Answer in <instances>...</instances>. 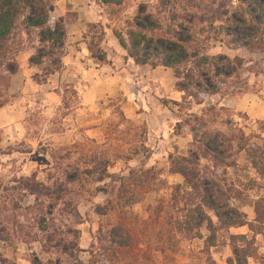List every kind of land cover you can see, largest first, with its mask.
Wrapping results in <instances>:
<instances>
[{"label": "rangeland", "instance_id": "obj_1", "mask_svg": "<svg viewBox=\"0 0 264 264\" xmlns=\"http://www.w3.org/2000/svg\"><path fill=\"white\" fill-rule=\"evenodd\" d=\"M45 1L47 25L65 32L60 68L30 64L40 39L19 25L6 57L15 72H0V264H226L247 243L248 264H264V49L206 43L232 74L187 97L172 69L127 60L115 36L160 0ZM206 147L225 163L202 158ZM193 153L213 199L246 223L216 229L211 247L206 226L186 232L199 194L172 172ZM32 177L35 195L22 183ZM117 227L131 246L111 256Z\"/></svg>", "mask_w": 264, "mask_h": 264}, {"label": "trees", "instance_id": "obj_2", "mask_svg": "<svg viewBox=\"0 0 264 264\" xmlns=\"http://www.w3.org/2000/svg\"><path fill=\"white\" fill-rule=\"evenodd\" d=\"M104 3L120 4V0H102ZM209 3L206 12L202 6ZM45 0H0V72L13 74L14 68L6 63L10 53L9 41L16 28L21 25L28 33L37 32L40 52L30 59V64L39 66L48 61L47 70L52 74L60 68V53L64 45L65 32L62 27H49L48 8ZM156 14L139 10L134 22L128 24L126 35L115 32L119 45L125 51V58L139 66L172 69L177 78L176 88L187 97L216 90L217 83L232 74V62L222 56L210 57L204 51L205 44L213 41L236 45L254 52L264 49V0H160ZM205 7V6H204ZM170 15V21L160 18L162 12ZM174 18V19H173ZM212 34V37L208 35ZM212 38V39H211ZM93 58L103 61L104 56L94 45L90 47ZM233 67V66H232ZM3 78L0 77V83ZM6 103L0 94V108ZM211 155L213 162L224 164L216 151L206 147L205 156ZM200 155L193 153L171 161L172 172L180 175L193 193L199 194V202L189 208L186 214V232H197L204 226L211 232L207 239L209 247L214 245L217 230H229L245 226L237 215L225 213L224 207L213 199L211 185L199 174ZM34 177L24 180L23 188L30 195ZM57 192V189L55 190ZM55 198L48 197L51 202ZM214 215L215 222L210 218ZM259 218V217H258ZM260 219V218H259ZM115 244L114 256L119 248L131 246V237L122 228L111 231ZM251 244L244 248L234 247L232 258L226 264H248L252 255Z\"/></svg>", "mask_w": 264, "mask_h": 264}]
</instances>
